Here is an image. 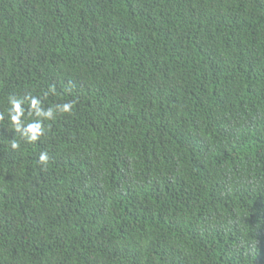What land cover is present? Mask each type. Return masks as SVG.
Returning a JSON list of instances; mask_svg holds the SVG:
<instances>
[{
	"label": "trees",
	"instance_id": "16d2710c",
	"mask_svg": "<svg viewBox=\"0 0 264 264\" xmlns=\"http://www.w3.org/2000/svg\"><path fill=\"white\" fill-rule=\"evenodd\" d=\"M0 117V264H264V0H0Z\"/></svg>",
	"mask_w": 264,
	"mask_h": 264
},
{
	"label": "clouds",
	"instance_id": "9594fccd",
	"mask_svg": "<svg viewBox=\"0 0 264 264\" xmlns=\"http://www.w3.org/2000/svg\"><path fill=\"white\" fill-rule=\"evenodd\" d=\"M13 104L15 105V111H16V115H13L12 120L19 125L20 123V115H22V111L20 109V104L18 102H16L15 100L13 101ZM34 106H35V101L33 102ZM70 106L66 105L65 106V110H68ZM3 117H0V119H2ZM28 131L31 133V136L29 137L30 140L34 141L38 138V133H39V128L38 126H29ZM27 135V133H26ZM41 162L46 163L48 160V155L47 153L41 154L40 157Z\"/></svg>",
	"mask_w": 264,
	"mask_h": 264
}]
</instances>
